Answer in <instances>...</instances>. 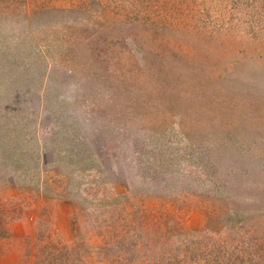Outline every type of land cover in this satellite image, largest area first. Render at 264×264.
<instances>
[{"label": "rangeland", "instance_id": "rangeland-1", "mask_svg": "<svg viewBox=\"0 0 264 264\" xmlns=\"http://www.w3.org/2000/svg\"><path fill=\"white\" fill-rule=\"evenodd\" d=\"M0 264H264V0H0Z\"/></svg>", "mask_w": 264, "mask_h": 264}]
</instances>
